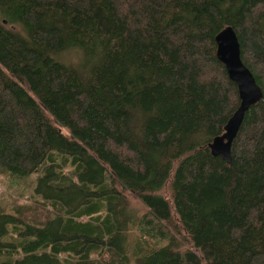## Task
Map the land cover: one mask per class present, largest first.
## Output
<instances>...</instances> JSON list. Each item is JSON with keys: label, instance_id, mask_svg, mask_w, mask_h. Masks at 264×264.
Listing matches in <instances>:
<instances>
[{"label": "trees", "instance_id": "16d2710c", "mask_svg": "<svg viewBox=\"0 0 264 264\" xmlns=\"http://www.w3.org/2000/svg\"><path fill=\"white\" fill-rule=\"evenodd\" d=\"M227 26L262 89L229 164ZM0 173L49 209L0 208V264H264V0H0Z\"/></svg>", "mask_w": 264, "mask_h": 264}, {"label": "water", "instance_id": "95a60500", "mask_svg": "<svg viewBox=\"0 0 264 264\" xmlns=\"http://www.w3.org/2000/svg\"><path fill=\"white\" fill-rule=\"evenodd\" d=\"M216 56L223 63L228 77L237 87L239 105L224 125V132L209 144L214 156L231 162V144L235 139L245 112L262 98V89L241 58L240 43L231 26L224 27L215 36Z\"/></svg>", "mask_w": 264, "mask_h": 264}, {"label": "rangeland", "instance_id": "374dc122", "mask_svg": "<svg viewBox=\"0 0 264 264\" xmlns=\"http://www.w3.org/2000/svg\"><path fill=\"white\" fill-rule=\"evenodd\" d=\"M37 174H30L24 177L23 180H17L12 177H9L5 174L0 173V208L5 211H13L12 208L15 206H23L24 210L29 211L26 215L27 218L36 217L37 219H42L46 215L49 210L42 204V199L36 196L33 193V186L35 184V177ZM164 196H168V188L161 192ZM133 205L140 208V203L138 200H133ZM139 214H145L144 210L140 208ZM13 213V212H9ZM158 225V223H156ZM165 230H168L170 233H173L170 228H167L163 224ZM132 234H138L140 230L139 227L132 228ZM183 235V233H182ZM180 237V234L179 236ZM152 241L159 245L161 241L156 237L152 239ZM186 244V245H185ZM185 244L183 245L181 250H185L188 248V238L185 237Z\"/></svg>", "mask_w": 264, "mask_h": 264}]
</instances>
